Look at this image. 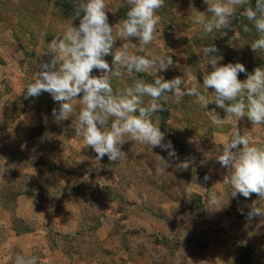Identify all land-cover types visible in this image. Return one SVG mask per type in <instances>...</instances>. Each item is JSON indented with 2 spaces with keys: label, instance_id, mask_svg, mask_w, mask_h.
Wrapping results in <instances>:
<instances>
[{
  "label": "rangeland",
  "instance_id": "1",
  "mask_svg": "<svg viewBox=\"0 0 264 264\" xmlns=\"http://www.w3.org/2000/svg\"><path fill=\"white\" fill-rule=\"evenodd\" d=\"M21 1L0 0V62L4 65L6 60L3 52L18 60L21 72L17 73L21 74L25 97L23 102L20 100L4 110L0 109V207L6 208L9 213L14 210L17 195L28 190H41L43 185L48 187L55 181L56 164L53 159L58 143L67 139H83L75 133V125L71 121H56L53 118V125L44 128V117L49 120L50 116L39 114L42 117L39 122L37 118L30 122L21 117V112L24 108L33 107L52 115V109L59 108V104L46 92L38 97H26V88L36 78L39 65L52 59L46 53L48 43L67 30L75 8L84 0H42L35 9L33 4L17 7ZM106 3L108 22L115 36L119 30L118 24L126 18L129 6L127 0H106ZM250 3L253 6L252 0ZM207 7L204 0H165L164 6L157 12L160 22L155 38L151 44L144 46V51L140 50L138 38L131 37L125 41L117 37L114 50L128 43L131 54L146 56L151 51L153 56L149 58H154L166 53L171 56L173 64L156 74L150 70L149 73H133L129 76L126 70L121 69L123 77L113 78L112 81L114 91L131 86L137 79L153 82L156 76L164 80L179 76L184 79L182 90L186 91L198 83L201 93L211 99L213 90L203 87V77L211 71V66L207 65L202 49L209 45L219 49L216 55L223 57L220 64L240 62L245 68L250 62L256 64L254 67L264 65V51L254 52L251 49V44L260 38V34L243 15V8H238L233 17V30L226 29L227 35L221 37L215 32L205 34L202 26L195 22L196 11L207 12ZM31 11L36 12V15H32ZM26 18L32 21H24ZM72 24L78 27L79 19L72 20ZM245 24L251 29L247 33L243 31ZM1 45L7 47L6 50L1 49ZM105 59L112 66L113 57L109 55ZM4 73L5 68L0 66V74ZM243 74L238 76L241 81L247 78H242ZM92 75L99 76L100 72L94 69ZM8 89L1 87L0 93L4 94ZM77 99H82V94ZM161 102L163 109L157 113L160 117L159 127L165 134V142H172L179 156L178 161H171L165 167L162 158L167 160V152L158 147L141 145L126 136V142L122 145L126 157L119 161H110L107 156L98 160L95 151L86 145L84 151L74 149L79 156L74 158L78 170L79 166H83L87 173L97 178L101 175L102 188L106 189L109 198L121 199L125 217L133 214L146 223L180 222L166 225L165 229L169 236L174 233L179 236L177 240L190 251H198L204 246L205 239L216 238L222 245L232 246L224 264H248L243 258L248 251L252 264H264V217L249 221L238 211L243 209L247 213L254 203L264 209V199L256 194H252L250 199L239 193L232 197L231 185L223 182L229 170L216 159L222 153V144L236 127L241 134L247 135L251 144L264 146V125L254 126L247 116L237 121L235 117L228 119L226 112L214 103L204 109L195 96L185 95L177 100L173 93H168L167 102L163 99ZM78 103L74 101V104ZM214 112L224 119L222 125L212 123ZM184 161L189 162L187 169L178 167ZM33 169L37 172L33 173ZM206 175L209 177L207 181L204 180ZM132 180L143 199V203L136 208H131L129 204L126 207L122 198ZM74 184L85 190L86 184L81 179H77ZM95 189L87 196L77 194L81 206L77 235L73 238L53 236L58 244L60 242L69 253L76 255L75 264H93L94 261L98 264H113V255L121 251H128L132 259L140 260L139 264H161L162 257L173 260L170 257L175 249V239L165 238L161 233L156 236L147 226L132 230L129 229L131 224H128L126 229H109V219L107 228L99 231V219L103 212ZM212 192L220 197L217 207L221 208L216 211L208 209V198ZM167 199L171 200V205L162 209L158 203ZM173 201L177 205H173ZM13 224L19 229L25 226L23 219L14 216ZM103 234H106V238L101 240ZM17 255L23 254L13 252L9 264H15ZM33 255L38 257L37 252Z\"/></svg>",
  "mask_w": 264,
  "mask_h": 264
},
{
  "label": "clouds",
  "instance_id": "2",
  "mask_svg": "<svg viewBox=\"0 0 264 264\" xmlns=\"http://www.w3.org/2000/svg\"><path fill=\"white\" fill-rule=\"evenodd\" d=\"M164 2L127 0L126 18L120 21L114 36L113 27L108 22L106 0H84L72 16V20L79 19L78 27L73 26L71 20L67 30L48 43L46 53L52 59L39 65L36 78L26 88V97H38L46 92L59 104L58 109H52L56 121L74 117L75 133L83 138L86 147L95 151L98 160L105 156L110 161L125 158L122 145L127 136L141 145L167 152V160L162 158L165 167L171 161H178L172 142H165L157 115L163 109L162 99L167 102L168 93H173L177 100L185 95L195 96L204 109L214 103L226 112L228 119L235 117L237 121L247 116L254 126L264 125V68L257 67L248 73L240 62L220 64L223 57L216 55L219 49L214 45L202 49L207 65L211 66V71L203 77V87L213 90L211 99L201 93L198 83L182 90L184 79L179 76L171 80L156 76L153 82L137 79L131 86L114 91L112 81L123 77L121 69L129 76L149 73L150 70L156 74L173 64L171 56L166 53L154 58H149L153 56L151 51L146 56L131 54L128 43L114 50L117 37L125 41L135 37L139 40L140 50L144 51V46L155 38L160 22L157 12ZM204 3L208 6L207 12L196 11L195 22L202 26L205 34L227 35L226 29L233 30L232 21L237 9L243 8V15L260 34L251 49L264 51V0H255L254 7L250 0H204ZM250 30L245 24L243 31ZM109 55L113 57L112 66L105 59ZM94 69L100 72L99 76L92 75ZM240 73H245L247 78L241 81L238 78ZM80 94L82 99H77ZM74 101L79 103L74 104ZM44 119L46 121L47 117ZM223 121L217 113L212 118V123L217 126ZM222 146V153L216 159L229 170L223 182L231 185V196L236 197L239 193L250 199L256 194L264 199V147L251 144L247 135L241 134L237 127ZM178 167L187 169L189 162H180ZM208 179L206 175L204 180ZM219 204L218 194L210 193L208 209L219 210ZM238 211L249 221L264 217V209L255 203L247 213L243 209ZM37 260L36 256L17 255L15 264H37Z\"/></svg>",
  "mask_w": 264,
  "mask_h": 264
},
{
  "label": "crops",
  "instance_id": "3",
  "mask_svg": "<svg viewBox=\"0 0 264 264\" xmlns=\"http://www.w3.org/2000/svg\"><path fill=\"white\" fill-rule=\"evenodd\" d=\"M2 48L6 50L7 47L5 48V46L1 45ZM2 55H4L3 57L6 60L4 61V65H1L0 62V66L5 68L6 74H0V88L3 87L6 90L9 87L4 94L0 93V109L4 110L11 103L20 102V100L23 102L25 97L22 91L21 74L17 73L21 72L18 60L8 57L6 52H3ZM40 110L33 107L24 108L21 112V117L27 121L30 120V122H33L37 118L39 122V118H42L40 115L47 114V116H50L48 117L49 120H47V123L43 121L42 126L46 128L47 125H53L52 119L54 117L49 112L42 113ZM73 120L74 117H70L65 121L73 122ZM84 146L85 141L83 139L80 141L79 139H67L66 141L59 142L55 148L56 157L53 159L56 165L54 168L55 181L52 182V185L48 187L43 185V189L41 190H28L17 195L14 200V210L12 213L7 212L6 208L0 207V264H9L12 253L15 251L29 256H34L33 253L37 252V264H75L76 255L69 253L60 242L58 244L56 238H73L77 235L80 226L78 222L81 208L77 194L83 193V196H87L95 188H97L94 191L98 192V203L101 207V212H103V215L99 219V231L107 228L106 223L110 219L109 229H113L114 227L126 229V225L128 224H131V228L129 229L132 230L147 226L150 232L156 234V236L161 233L165 238H174L176 245L170 257L173 260L169 261L166 260L167 258L162 257L160 260L161 264L225 263L226 254L231 251L232 246L222 245L216 238L205 239L204 246L198 251H190L185 244L182 246L181 242L177 240L180 238L179 236L175 235V233L169 236V232L165 229L166 225L169 226L172 223L177 225L180 222L146 223L140 221L139 217L133 214L125 217L121 199L109 198L105 191L106 189L102 188L101 175L97 178L87 173L86 170H83V166H79L78 170V165L74 161V158H78L79 156H77L78 153L74 149L79 148L84 151ZM32 172L36 173L37 171L33 169ZM77 179L84 181L86 184L84 186L85 190L76 187L74 183ZM97 181L99 182L98 184H96ZM136 187L138 186L132 180L125 188L122 198L127 204H125L126 207L131 205V208H136L141 202L143 203V199H141L139 194L140 192ZM165 197L168 198L167 195ZM158 204L162 209H166L168 204L171 205V200L159 201ZM172 204L177 205V202L173 201ZM13 216L23 219L25 226L21 229L17 228L13 224ZM54 235L56 238L53 239ZM105 238L106 234H103L100 239L103 240ZM113 258V264H139L140 261L136 260V263L135 258L132 259L128 251H121L120 254L113 255ZM93 264L98 263L94 261Z\"/></svg>",
  "mask_w": 264,
  "mask_h": 264
},
{
  "label": "trees",
  "instance_id": "4",
  "mask_svg": "<svg viewBox=\"0 0 264 264\" xmlns=\"http://www.w3.org/2000/svg\"><path fill=\"white\" fill-rule=\"evenodd\" d=\"M40 1H42V0H22L21 1V3L19 4V5H16L17 7H22L24 4L25 5H31V4H33L34 5V9L36 8V6L38 5V3L40 2ZM252 2H253V6H255V0H252ZM31 13H32V15H36V12H32L31 11ZM27 20H24V21H32V19L31 18H26ZM36 18H34V20H35ZM27 34H30V33H27ZM31 34H32V32H31ZM248 67H246V70H247V72L248 73H252L253 72V70L255 69V68H257V67H254V65H256L255 63H248ZM258 67H261V68H264V65H261V64H259V66ZM243 77H245L246 78V74L244 73L243 75H242V78ZM260 147H264V146H260ZM238 248V247H237ZM241 248H239V250H240ZM241 251V250H240ZM243 255V254H242ZM245 260H246V262H248V264H252V262H251V260H250V257H249V251H248V253H247V255L246 256H244L243 257Z\"/></svg>",
  "mask_w": 264,
  "mask_h": 264
}]
</instances>
